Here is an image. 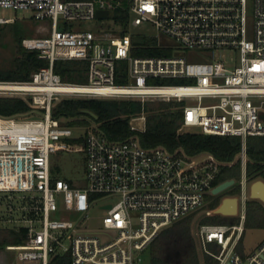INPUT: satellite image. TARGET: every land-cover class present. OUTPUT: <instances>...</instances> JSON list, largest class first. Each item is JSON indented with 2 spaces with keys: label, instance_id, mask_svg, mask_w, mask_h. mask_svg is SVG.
Segmentation results:
<instances>
[{
  "label": "built area",
  "instance_id": "2783aa9c",
  "mask_svg": "<svg viewBox=\"0 0 264 264\" xmlns=\"http://www.w3.org/2000/svg\"><path fill=\"white\" fill-rule=\"evenodd\" d=\"M0 8L28 10L37 20L53 21L49 37L22 41L49 65L27 81H0V95L32 99L35 116L0 115V206L11 200L6 211L0 208V229L22 238L5 246L18 263L51 264L57 255L71 253L72 264H145L143 254L160 232L204 207L206 196L219 185L222 167L234 164L209 152L145 147L138 135L111 140L95 122L75 126L83 128L76 134L74 126L53 115L64 99L115 98L143 104L149 99L182 101L180 133L242 138L237 156L242 161L240 220L199 223L196 237L202 252L218 264H264V240L246 257L238 250L247 220V140L264 136V0H0ZM123 9L128 18L119 14L117 20L115 12ZM99 11L111 12L108 18H114L115 26L81 31L59 25L60 17L71 22L108 19L99 18ZM13 20L0 17L1 24ZM149 26L155 33L129 30ZM151 38L154 43H147ZM150 48L169 54H135ZM183 49L209 55L231 50L238 64L192 61ZM59 60L87 61V82L64 81L54 70ZM159 79L195 83H153ZM130 124L132 130L145 131L144 113ZM70 139L82 145L71 147ZM73 150L86 155V187L53 174L52 153ZM93 194L116 197L100 206L106 214L97 228L89 223ZM58 212L68 216L52 218Z\"/></svg>",
  "mask_w": 264,
  "mask_h": 264
},
{
  "label": "trees",
  "instance_id": "16d2710c",
  "mask_svg": "<svg viewBox=\"0 0 264 264\" xmlns=\"http://www.w3.org/2000/svg\"><path fill=\"white\" fill-rule=\"evenodd\" d=\"M119 14L125 18L129 16L126 9L115 12V18L119 20ZM0 29V34H1ZM17 52L8 66L0 64V81H27L31 79L33 72L41 67L48 66L49 61L39 57L38 51H29L23 45V39L15 38ZM149 44L154 40L147 39ZM137 55H168L156 48L141 49L135 51ZM56 73L62 79L72 83L87 82L86 72L88 62L85 60H59L54 65ZM185 80V79H182ZM117 83L121 80L117 79ZM182 101H159L158 103L130 99H99L76 98L64 99L54 108L53 115L58 119L68 120L70 126L98 124L100 129L111 140H124L133 135H138L145 147L162 145L170 151L183 148L188 154L196 155L202 152L212 153L221 162L233 165H224L216 180L220 184L226 180L241 178L242 161L237 156L242 151V138L237 136L207 135L198 132L180 133L183 119ZM86 110L93 112L97 118ZM34 111L32 99L0 95V115L2 116H32ZM146 114V130L135 131L131 128V118ZM247 176L249 180H264V136H250L247 140ZM241 187V186H240ZM238 192H231L232 195ZM241 193V190L240 192ZM221 203L218 198L214 209ZM246 229L264 227V205L259 200L247 202ZM196 213L180 219L165 227L148 248V262L146 264H218L219 261L204 254L200 257L197 242L192 232V221ZM239 222L237 217H227L219 214L207 215L200 223H226ZM22 238L13 230L0 229L1 256L7 257V244L20 243ZM243 241V240H242ZM240 241L238 249H240ZM211 248L217 251L215 245ZM11 253V252H10ZM8 258V257H7ZM71 253L57 255L51 264H72ZM6 260V259H5ZM3 260V261H5Z\"/></svg>",
  "mask_w": 264,
  "mask_h": 264
},
{
  "label": "rangeland",
  "instance_id": "374dc122",
  "mask_svg": "<svg viewBox=\"0 0 264 264\" xmlns=\"http://www.w3.org/2000/svg\"><path fill=\"white\" fill-rule=\"evenodd\" d=\"M125 0H123L124 2ZM126 4V3H124ZM0 17L5 18H14V20L10 23L1 24L0 23V64L3 66H8L11 64L13 58L16 55L17 52V41L16 37L23 39L26 37H49L51 34V26H52V19H42L37 20L34 18V15L32 11L28 10H14L10 8H0ZM69 25L74 30H81V31H97L101 28H108L115 26L114 18H108L105 20L102 19H96L92 21H66L63 17H60L59 25L60 27H64L65 25ZM130 32H136V33H144V34H153L155 33V29L151 26L149 27H130ZM140 37L141 35H137ZM174 53H177L176 51ZM173 53V54H174ZM183 54L187 56L192 61H204L206 58H212L214 61L223 60L227 66L234 67L238 64V55L234 53L231 50H224V49H217L213 50V54L209 55L207 51L205 50H189V49H183ZM123 64L125 62H122ZM82 83V82H81ZM153 83L156 84H194V80H182V79H159L153 81ZM20 97V96H18ZM161 100L157 99H149L147 102L149 103H158ZM164 101V100H163ZM168 101V100H167ZM58 101L57 104H59ZM34 115V114H33ZM143 115V113L141 114ZM145 117L146 114L144 113ZM35 117V116H30ZM132 119V118H131ZM63 122H67L68 120L63 119ZM83 128H75V133H81L80 131ZM82 141L78 139H70L69 144L71 147L77 148L79 147ZM51 164H52V170L55 177H63L71 180L75 183L78 187H86L87 186V177H86V155L84 152L80 151H59L52 153L51 156ZM241 178H237L236 183L222 192L219 195L215 194H208L205 199V205L200 210L196 212V215L194 216V219L192 221V232L195 237V240L197 242L198 251L200 254L201 259L204 258V253L199 247L198 240L196 237V230L197 227L204 217V214L207 210H212L214 208V205L216 204V201L218 198H221V202L224 198L229 196H239L242 191V187H240V180ZM255 180H249L246 193L248 195L247 201L252 202L255 199L251 198L250 195V187L251 184ZM238 192L237 194L232 195L231 192ZM18 196H21L22 193L17 194ZM116 201V197H104L98 194L92 195V208L90 211V217H89V223L91 228H97L100 223V218L106 214L105 210H102L100 206L104 202H110ZM260 201V200H259ZM11 202L8 198H6V201L1 203L0 206L1 210L6 211V203ZM15 206H18V202L12 201ZM63 203L62 200H58L59 206ZM6 204V205H5ZM221 204V203H220ZM264 205V203L262 202ZM215 210V209H214ZM248 211V210H247ZM8 213V211L6 212ZM7 216V214H5ZM66 213L58 212L57 214L52 215V218L56 219H62L63 216H66ZM68 216V215H67ZM71 218L73 220H77V215H72ZM238 221L240 220V216H237ZM3 222L0 221V225H2ZM7 224V223H6ZM246 227V226H245ZM246 232V234H245ZM264 239V227L263 228H245V231L243 233V237L241 239L242 244L239 250V252L246 257L249 255L252 251V249L259 244ZM148 251V249H147ZM147 251L144 252V258H145V264L148 262V256ZM8 257V258H7ZM7 257L4 258L1 256L0 252V264H22L18 263L14 253H8ZM6 259V260H5ZM5 260V261H3Z\"/></svg>",
  "mask_w": 264,
  "mask_h": 264
},
{
  "label": "water",
  "instance_id": "95a60500",
  "mask_svg": "<svg viewBox=\"0 0 264 264\" xmlns=\"http://www.w3.org/2000/svg\"><path fill=\"white\" fill-rule=\"evenodd\" d=\"M111 12L99 11V18H108ZM86 112L90 113L92 116L97 118L93 112L86 110ZM262 118H264V113L262 114ZM236 183L235 179H230L222 182L218 186L213 189V194L219 195L231 186ZM250 195L252 199L260 200L264 203V180L257 179L255 180L250 187ZM240 198L239 196H229L222 200L221 204L213 211V214H219L223 216H236L239 212ZM108 208L111 205L107 206Z\"/></svg>",
  "mask_w": 264,
  "mask_h": 264
},
{
  "label": "crops",
  "instance_id": "0c3cea01",
  "mask_svg": "<svg viewBox=\"0 0 264 264\" xmlns=\"http://www.w3.org/2000/svg\"><path fill=\"white\" fill-rule=\"evenodd\" d=\"M228 217H237V215H236V216H228ZM245 225H246V224H245ZM245 234H246V232H245ZM263 240H264V239H263ZM263 240H262L259 244H257V245L252 249L251 252H253L255 249H257L258 246L263 242Z\"/></svg>",
  "mask_w": 264,
  "mask_h": 264
}]
</instances>
